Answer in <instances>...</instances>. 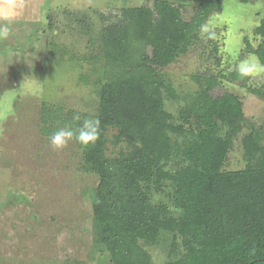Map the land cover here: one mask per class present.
Masks as SVG:
<instances>
[{
  "label": "trees",
  "instance_id": "16d2710c",
  "mask_svg": "<svg viewBox=\"0 0 264 264\" xmlns=\"http://www.w3.org/2000/svg\"><path fill=\"white\" fill-rule=\"evenodd\" d=\"M186 1L123 8L122 17L102 30V48L93 55L100 81L97 111L43 103L41 131L50 135L76 128L84 118L99 119L95 143L77 144L83 170L99 178L94 242L115 264H151L144 245L167 241L182 250L167 264H264V144L258 130L242 137L247 165L224 170L246 122L242 100L229 91L214 94L217 75L196 74L197 95L177 114L165 108V96H179L161 69L189 51L223 3L198 0L186 20ZM259 21V44L252 47L248 38L246 43L264 66V15ZM230 77L248 79L237 70ZM252 91L264 98V84ZM109 129L116 130L112 140ZM165 187L177 215L151 200L152 190Z\"/></svg>",
  "mask_w": 264,
  "mask_h": 264
},
{
  "label": "rangeland",
  "instance_id": "374dc122",
  "mask_svg": "<svg viewBox=\"0 0 264 264\" xmlns=\"http://www.w3.org/2000/svg\"><path fill=\"white\" fill-rule=\"evenodd\" d=\"M154 2L0 0V33H7L0 37V264H115L94 242L99 178L83 170L75 140L53 150L41 131V107L95 113L100 81L93 55L102 48V30L122 17L123 8ZM197 7L198 0H187L184 19ZM263 15L264 0H223L189 51L161 69L179 96H165V108L174 114L197 95L196 74L217 75L214 94L229 91L242 100L246 122L224 170L247 165L245 134L258 130L264 144V98L252 91L264 84V66L246 43L259 44ZM235 70L248 75L246 83L231 79ZM115 131L108 130L109 140ZM151 200L179 213L168 187L152 190ZM166 243L144 245L151 264L181 257V249Z\"/></svg>",
  "mask_w": 264,
  "mask_h": 264
},
{
  "label": "clouds",
  "instance_id": "9594fccd",
  "mask_svg": "<svg viewBox=\"0 0 264 264\" xmlns=\"http://www.w3.org/2000/svg\"><path fill=\"white\" fill-rule=\"evenodd\" d=\"M7 33H0V37L6 36ZM75 120L79 121L80 116L77 115ZM99 119L84 118L76 128L61 127L48 137V142L53 150L64 149L70 141L75 140L83 148H87L90 144H94L98 138Z\"/></svg>",
  "mask_w": 264,
  "mask_h": 264
}]
</instances>
